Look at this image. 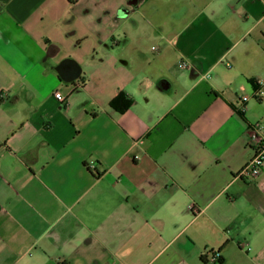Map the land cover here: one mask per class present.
Segmentation results:
<instances>
[{
    "label": "crops",
    "instance_id": "1",
    "mask_svg": "<svg viewBox=\"0 0 264 264\" xmlns=\"http://www.w3.org/2000/svg\"><path fill=\"white\" fill-rule=\"evenodd\" d=\"M253 131L264 0H0V264H264Z\"/></svg>",
    "mask_w": 264,
    "mask_h": 264
},
{
    "label": "built area",
    "instance_id": "2",
    "mask_svg": "<svg viewBox=\"0 0 264 264\" xmlns=\"http://www.w3.org/2000/svg\"><path fill=\"white\" fill-rule=\"evenodd\" d=\"M153 48H156V46H152ZM183 63H180V66H183ZM244 89V87H241ZM260 92H263V90H260ZM259 93V92H258ZM256 92L255 96H258ZM56 97L60 99L61 101L66 100V96L62 94L61 91H56L55 93ZM249 99V95H243L241 97V100L246 101ZM261 125H259V129ZM253 139L257 140L259 139L258 144L253 148V154L247 164L243 167V169L240 171L239 175L244 176H250L254 177L261 173L264 165V138L261 137L259 134V131H253L252 134ZM220 256L219 253L216 251L211 252L210 254V260L213 261L216 264H221L219 260Z\"/></svg>",
    "mask_w": 264,
    "mask_h": 264
},
{
    "label": "trees",
    "instance_id": "3",
    "mask_svg": "<svg viewBox=\"0 0 264 264\" xmlns=\"http://www.w3.org/2000/svg\"><path fill=\"white\" fill-rule=\"evenodd\" d=\"M132 104V99L120 91L112 100L111 106L119 111H125Z\"/></svg>",
    "mask_w": 264,
    "mask_h": 264
}]
</instances>
